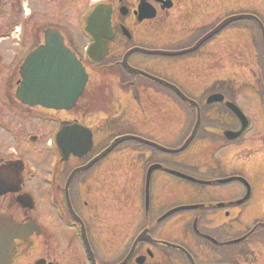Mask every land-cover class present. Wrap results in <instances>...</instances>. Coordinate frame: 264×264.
<instances>
[{"label": "flooded vegetation", "instance_id": "obj_1", "mask_svg": "<svg viewBox=\"0 0 264 264\" xmlns=\"http://www.w3.org/2000/svg\"><path fill=\"white\" fill-rule=\"evenodd\" d=\"M211 5L212 0H0V48L8 50L10 44H17L19 53L29 54L45 42L46 30L54 28L83 60L89 57L93 39L83 34L79 23L86 24L92 11L102 7L110 14L112 30L110 37L98 38L97 57L101 61L93 64L97 74L109 76L114 81L111 88L116 85L126 90L133 101L137 100L132 92L136 89L157 90V94L168 91L175 97L170 96L171 101L182 102L176 90L135 73L128 64L169 80L190 97L191 91L204 86L210 78L208 43L212 39L196 51L178 56L161 51L180 52L193 47L208 31L197 34V24L204 21L201 18L208 9L211 12ZM70 8L77 12V21L71 24L67 17ZM241 31L230 26L223 30L224 53H228L234 34L239 37ZM238 45L233 46L236 64L240 57ZM197 56L206 59L203 67L191 62ZM229 63L225 58L222 69L226 101L221 120L225 129L222 134L217 133L203 119L198 131L220 134L225 143L189 147L183 161L180 155L164 154L153 147L121 149L138 158V167L117 164V149L93 163L109 143L100 145V113L92 109L95 100L87 93L71 111H57L21 103L16 97L19 80L16 87L0 89L5 91L0 95V107L10 108L7 113L12 112L20 123L16 126V121L4 114L0 122V133L7 136V141L0 143V178L7 181V188L19 190L0 197V213L12 214L19 223L35 226L28 239H17L10 264H264V219L245 217V213H252L250 207H244L253 196L252 184L249 187L237 180L223 183L227 178L242 176L238 163L244 150L241 138L229 141L224 136L226 130L242 128L241 118L227 103H241L242 94L246 93L255 99L261 91L251 88L252 91L242 92L240 73L236 68L228 71ZM108 89L105 87L102 95ZM253 101L243 105L246 111L255 109ZM260 108L264 112V103L257 109ZM260 117L259 113L254 118L250 116V124L255 123L242 138L255 131ZM4 124L9 132L3 131ZM73 124L87 129L83 130L84 137L92 136L89 149L63 161L58 148H52L41 168L30 162L35 143L46 135L54 137L60 129ZM253 138L250 141L255 142ZM235 142L238 146H231ZM232 153L240 157L230 159ZM10 161L18 162L6 164ZM230 161L236 165L230 168ZM33 170L37 171L35 178ZM137 170H141L140 181ZM36 177L43 179L37 181ZM234 182L243 185L242 196H238ZM133 194L141 196L135 208ZM187 195L188 203L179 204ZM180 205L193 207L169 214ZM134 210L140 211L136 220L131 218ZM138 218L140 227H133Z\"/></svg>", "mask_w": 264, "mask_h": 264}, {"label": "rangeland", "instance_id": "obj_2", "mask_svg": "<svg viewBox=\"0 0 264 264\" xmlns=\"http://www.w3.org/2000/svg\"><path fill=\"white\" fill-rule=\"evenodd\" d=\"M224 0H212L211 12L209 9L206 14L202 16L203 22H199L197 24V34L202 30L207 29L208 27H212L220 22V20L233 15L235 13H241L240 11L250 12L258 15L261 20H264V0H227L226 3H223ZM225 2V1H224ZM243 9V10H242ZM74 10V11H73ZM209 12V13H208ZM68 23H72L77 21V12L75 9L70 8L68 10ZM52 22L55 21V18L51 19ZM241 28L243 31L240 32V36L238 34H234V37L231 38V46H229L228 53H224L222 49L223 45V32L218 34L215 38L211 40L208 45L210 46L209 51V68L211 69L208 77L211 76L213 86L209 87L207 85L206 90L201 96L199 90L196 91L197 98H205L207 94L211 92V90H215V86L221 87V85L216 84L218 80H222V74L225 71H222L223 64L225 58H228L229 67L228 71L233 69H237L240 73V82L243 84V91L251 88H261V84L264 82V52H263V44L260 36V32L255 22L251 19L239 20L237 23L231 26ZM227 31V30H226ZM225 31V32H226ZM238 43V48L240 49V57H238V64H236V55L237 52L233 46H236ZM86 44V42H85ZM20 47L17 44H10L9 49L2 47L0 48V89L15 87L17 81L20 79V69L25 59L26 53H19ZM225 50V49H224ZM226 51V50H225ZM193 65L196 64L198 68L203 67L206 63V59L202 56H197ZM168 69V68H166ZM263 78V79H262ZM91 85L95 84V89L108 87L109 89L104 93L99 99H94V103L92 104V109L94 112L99 114V126L102 133V137L100 140V145H103L105 141H108L112 136L116 134H134L139 135L144 138H148L150 140L159 142L160 144L168 147L175 148L180 146L183 138H186L190 135L191 129L193 128V120L195 119L196 113L193 111L192 107L182 103L179 100L174 103L171 101L170 96L167 92V97L163 96L161 93L157 94V90H143L138 91L134 89L132 92L137 97V100L133 101L131 96L126 94V90H122L116 85L114 88H111L113 84V79L109 76H99L97 72L91 70ZM6 84H11L10 86H6ZM203 89V88H202ZM92 91V90H91ZM252 91V90H251ZM4 90H0V95L4 94ZM191 96L195 95V92H190ZM257 93V92H256ZM166 94V93H165ZM247 94V93H246ZM243 100H240L241 108L246 112L243 105L247 103H251L253 100L254 110L250 108L247 113L254 118L255 115L258 116V113L261 114L259 118V123L256 124L255 133L252 132L250 137L244 139V145L248 146L250 149L254 148L260 149L258 152L247 155L244 154L243 157L239 160V167L241 168V174H243L246 178H249V181L252 184L253 188V196L250 198L245 204L244 207H250L252 211L251 214L245 213L246 218H251V216L262 217L264 215V112L263 109L258 108V95H256L255 99L249 97L247 99L246 95L242 94ZM172 98L175 99L174 96ZM2 98L0 97V101L2 103ZM137 101V102H136ZM203 119L205 124L214 125L217 128L218 132L224 130V126L221 123L220 119H218L217 113H221L224 111L221 105L209 106L203 104ZM218 107V108H216ZM213 108L219 110L215 113ZM0 107V112L4 113V116L7 115L8 119L14 121L13 113H7L10 111V108ZM91 109V110H92ZM257 109V110H256ZM214 113L212 117L209 114ZM258 112V113H256ZM11 114V115H10ZM17 119V117H16ZM16 126L20 123L17 120ZM7 124L6 121H4ZM8 125V124H7ZM30 126V125H29ZM259 130V131H258ZM4 132H9L7 128H3ZM8 134V133H7ZM105 136H104V135ZM217 138H215V137ZM260 136V137H259ZM48 137V138H47ZM253 137H256L255 139ZM7 136H3L0 133V143L7 141ZM251 138L254 140L257 139V142H251ZM209 141H204V140ZM50 138L48 135L45 136L40 142L37 140H33L35 151L30 154V161L32 163L36 162L40 168L42 167L41 163H43L46 158V151L49 147ZM223 137L213 134H199L198 138L190 145L195 149L197 146L201 145L205 146H220L223 141ZM262 142H259L261 141ZM7 143V142H6ZM50 143V142H49ZM241 143V141H240ZM257 143V144H256ZM259 143V144H258ZM242 144V143H241ZM8 145V143L6 144ZM200 145V146H199ZM234 147L237 146V142L233 144ZM143 148L138 143H134V141L125 142L120 145V149L114 154L117 164H122L125 166H134L138 167L140 164L135 163L138 158L130 156V151H124L121 149L124 148ZM245 151V150H242ZM253 151V150H252ZM123 152H126L123 154ZM190 151L185 150L182 153H170L171 155L177 154L182 159L185 158L186 154ZM165 154V152H162ZM242 153L240 152V155ZM133 155V154H131ZM134 156V155H133ZM240 157L239 154L232 153L230 155L231 158ZM41 160L40 163H38ZM135 160V161H134ZM135 164V165H134ZM232 165H230V168ZM137 176L139 181L141 180V170H137ZM43 179V177H36V180L39 181ZM238 190V196H242L245 192L243 185L239 182L236 184L234 182L232 184ZM134 196V194H133ZM141 196L133 197V206L135 208L136 205L140 204ZM130 212V210H128ZM140 212V211H139ZM137 211L132 212V220L135 219L140 213ZM138 213V214H137ZM138 222L133 221V227H140L141 219H137ZM262 264V263H259Z\"/></svg>", "mask_w": 264, "mask_h": 264}, {"label": "water", "instance_id": "obj_3", "mask_svg": "<svg viewBox=\"0 0 264 264\" xmlns=\"http://www.w3.org/2000/svg\"><path fill=\"white\" fill-rule=\"evenodd\" d=\"M242 18L256 19L261 24L264 34V25L258 17L242 14L224 20L211 32L205 35L197 43L195 48L219 32L231 21ZM108 22L106 17H103L100 12H97L92 16L88 30L92 34H96L104 27L108 28ZM22 75L24 81L18 93L19 98L32 105L42 104L56 109H71L83 94L88 80L82 63L78 61L74 53L64 45L63 39L59 33L54 31H47L46 45L40 47L28 56L23 66ZM222 99L221 95H213L209 98V102ZM246 124L247 123L244 122L243 129L246 127ZM70 131L71 128L62 130L57 135V143L64 153L68 154L73 151L78 154L79 149H77V146L70 143V141H72ZM194 133L188 139L184 147L190 143L194 137ZM127 138L137 137L123 136L117 138L106 152L110 151ZM147 142L154 144L150 141ZM20 229L21 228H19L12 218L0 215V264H9L11 262L15 249L14 239L20 236L22 232ZM18 231H20V233Z\"/></svg>", "mask_w": 264, "mask_h": 264}]
</instances>
